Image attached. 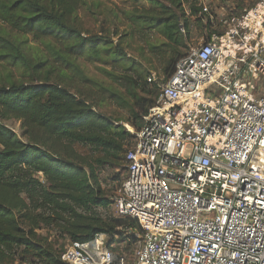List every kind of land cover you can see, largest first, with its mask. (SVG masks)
I'll return each mask as SVG.
<instances>
[{"label": "trees", "instance_id": "trees-1", "mask_svg": "<svg viewBox=\"0 0 264 264\" xmlns=\"http://www.w3.org/2000/svg\"><path fill=\"white\" fill-rule=\"evenodd\" d=\"M144 1L122 11L123 32L102 0H0V264H66V247L43 230L68 244L104 233L113 250L140 240L130 233H142L136 219L109 212L115 198L101 178L105 168L128 169L135 135L125 123L138 131L160 94L127 38L159 34L152 51L170 77L202 23L198 0ZM221 2L237 15L252 0ZM204 28L209 35L211 25ZM82 61L100 65L110 83L89 76ZM107 101L128 117L102 112ZM9 120L21 123V136ZM126 177L111 179L122 186Z\"/></svg>", "mask_w": 264, "mask_h": 264}, {"label": "built area", "instance_id": "built-area-1", "mask_svg": "<svg viewBox=\"0 0 264 264\" xmlns=\"http://www.w3.org/2000/svg\"><path fill=\"white\" fill-rule=\"evenodd\" d=\"M213 3L197 4L210 34L148 77L160 94L131 131L112 205L142 229L133 260L101 233L70 242L66 264H264V0L237 15Z\"/></svg>", "mask_w": 264, "mask_h": 264}, {"label": "rangeland", "instance_id": "rangeland-1", "mask_svg": "<svg viewBox=\"0 0 264 264\" xmlns=\"http://www.w3.org/2000/svg\"><path fill=\"white\" fill-rule=\"evenodd\" d=\"M94 1V0H91ZM104 2L105 8L114 9L115 11H118L120 14L121 21L117 22L120 26V31L127 32L129 22L125 19L124 14L122 11H133V8L135 5H146L144 0L135 2L134 0H102ZM228 3L230 5L235 4L234 0H228ZM224 3L221 2V0H215V3L212 4V8L214 12L221 13L224 12L226 15H229V10L226 6L223 5ZM248 2L245 4L247 5ZM101 20H103V17H100ZM205 33V28L201 24H196L193 29H191V38H188L187 41V47L184 49L185 52H188L190 47L195 46L198 44L199 39L202 37V35ZM127 41L130 42V47L127 46V52L128 54L135 59L141 66L144 68L145 72H151L156 73L157 75L161 76L163 75V61L162 57L158 55L157 53H154L152 51L153 44H158L159 42L163 41V38L157 34L154 33L150 37H147V35L144 34V36H136L134 38H127ZM83 62V65L85 67V70L87 74L93 78H96L97 80L103 81V84L107 85L110 83V79L104 75V73L101 71L100 65H91L86 64ZM150 76V75H149ZM148 76V77H149ZM108 102V101H107ZM111 118H123L126 119L128 117V112L125 109H122L115 103H107L101 110ZM6 124L12 128L18 135H22L23 129L21 127V123L16 120H9L6 121ZM125 126L128 131H136L133 126H131L128 123H125ZM25 139V138H24ZM118 172H123V174H126L127 169L123 168L120 170H110L108 168H105V170L101 173V178L103 180V187L107 190L108 195L111 196V198H116L121 193V183L119 182H113L112 176L113 174H116ZM103 212V211H102ZM107 212V211H106ZM104 212V213H106ZM109 212L117 214V212L114 210L113 205L110 207ZM43 236H47L51 242H57L55 244L56 248H64L68 245L67 241H64L60 239V241H57V238L54 237L53 233L47 230H43L40 232ZM139 235V233H137ZM140 236V235H139ZM136 249V245H128L126 243H122L120 245H117L116 249L114 250L117 254H122L126 257L127 261L130 262L133 260L134 257V251ZM18 264H22L19 263Z\"/></svg>", "mask_w": 264, "mask_h": 264}, {"label": "water", "instance_id": "water-1", "mask_svg": "<svg viewBox=\"0 0 264 264\" xmlns=\"http://www.w3.org/2000/svg\"><path fill=\"white\" fill-rule=\"evenodd\" d=\"M130 233H131L133 236H137V233L134 232V231H132V230H130Z\"/></svg>", "mask_w": 264, "mask_h": 264}]
</instances>
